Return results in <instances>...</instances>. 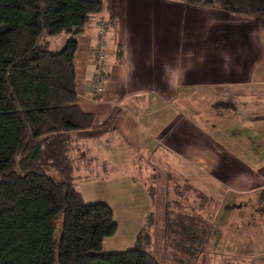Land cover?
Returning a JSON list of instances; mask_svg holds the SVG:
<instances>
[{
  "label": "crops",
  "instance_id": "0c3cea01",
  "mask_svg": "<svg viewBox=\"0 0 264 264\" xmlns=\"http://www.w3.org/2000/svg\"><path fill=\"white\" fill-rule=\"evenodd\" d=\"M194 9L172 0H112L99 100L90 91L92 49L97 21L108 22L110 12L92 17L77 37V100L94 124L72 135L74 173L92 170L88 161L105 175L123 168L119 175L149 192L153 178L182 181L202 194L208 209L219 202L220 218L238 225L232 240L251 234L248 241L258 244L264 237V20ZM201 14L209 25L195 21ZM231 256L264 264V254L253 251Z\"/></svg>",
  "mask_w": 264,
  "mask_h": 264
},
{
  "label": "trees",
  "instance_id": "16d2710c",
  "mask_svg": "<svg viewBox=\"0 0 264 264\" xmlns=\"http://www.w3.org/2000/svg\"><path fill=\"white\" fill-rule=\"evenodd\" d=\"M111 1L0 0V264H159L144 227L130 251L103 253L113 212L82 204L74 185L72 135L94 124L77 100V37L105 10L109 26ZM181 2L264 20V0Z\"/></svg>",
  "mask_w": 264,
  "mask_h": 264
},
{
  "label": "rangeland",
  "instance_id": "374dc122",
  "mask_svg": "<svg viewBox=\"0 0 264 264\" xmlns=\"http://www.w3.org/2000/svg\"><path fill=\"white\" fill-rule=\"evenodd\" d=\"M194 11L221 12L200 7H195ZM206 14L196 15L195 21L199 19L205 24L208 22L209 25L210 19ZM197 25L195 23L196 30L199 28ZM64 38H67V35L47 38L49 50L59 51ZM73 163L75 164L74 161ZM88 163L93 169L77 171L75 174L79 177L75 178L74 185L80 194L82 204L102 203L113 212V222L117 226V231L113 237L104 240L102 247L104 253L130 251L135 246L138 229L144 227L151 237L149 251L159 264H241L240 258L227 256L243 258L244 253L252 251L254 254H264V237L261 234L258 237V244L248 241L255 239L251 234L239 235L236 240H232L235 236L230 231L237 229L238 225H231L233 220L226 225L224 210L220 209L219 202L211 204L212 210L208 209L209 203L206 204L202 194L194 191L186 183L170 177L167 180L161 176L153 178L150 185L154 187L148 185L149 192L144 186H134L129 181L130 177L119 175L125 173L126 169L118 168L117 164V172L115 176H111L102 174L95 168L98 162L88 161L85 164ZM117 163L122 166L123 162ZM243 211L244 215L250 212L249 209ZM210 214L214 220H209ZM144 219L148 220V225L141 224Z\"/></svg>",
  "mask_w": 264,
  "mask_h": 264
},
{
  "label": "built area",
  "instance_id": "2783aa9c",
  "mask_svg": "<svg viewBox=\"0 0 264 264\" xmlns=\"http://www.w3.org/2000/svg\"><path fill=\"white\" fill-rule=\"evenodd\" d=\"M99 39L92 49V65L94 73L90 82V91L94 100H99L104 92L106 78L107 45L104 39L105 20L97 21Z\"/></svg>",
  "mask_w": 264,
  "mask_h": 264
}]
</instances>
